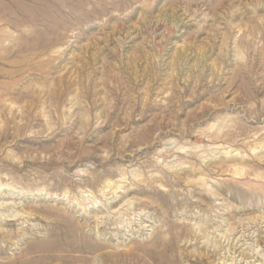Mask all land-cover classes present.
Listing matches in <instances>:
<instances>
[{
  "label": "rangeland",
  "instance_id": "obj_1",
  "mask_svg": "<svg viewBox=\"0 0 264 264\" xmlns=\"http://www.w3.org/2000/svg\"><path fill=\"white\" fill-rule=\"evenodd\" d=\"M0 264H264V0H0Z\"/></svg>",
  "mask_w": 264,
  "mask_h": 264
},
{
  "label": "bare ground",
  "instance_id": "obj_2",
  "mask_svg": "<svg viewBox=\"0 0 264 264\" xmlns=\"http://www.w3.org/2000/svg\"><path fill=\"white\" fill-rule=\"evenodd\" d=\"M160 255V254H159ZM163 255V254H162ZM162 260V259H161ZM154 261V260H153ZM160 261V260H159ZM163 262V261H162Z\"/></svg>",
  "mask_w": 264,
  "mask_h": 264
}]
</instances>
